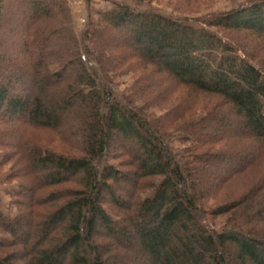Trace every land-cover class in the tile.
Listing matches in <instances>:
<instances>
[{"label": "trees", "instance_id": "obj_1", "mask_svg": "<svg viewBox=\"0 0 264 264\" xmlns=\"http://www.w3.org/2000/svg\"><path fill=\"white\" fill-rule=\"evenodd\" d=\"M260 37L264 0L203 26L117 2L82 34L67 0H0V117L57 139L0 132L31 181L0 264H264V181L230 192L264 153Z\"/></svg>", "mask_w": 264, "mask_h": 264}, {"label": "rangeland", "instance_id": "obj_2", "mask_svg": "<svg viewBox=\"0 0 264 264\" xmlns=\"http://www.w3.org/2000/svg\"><path fill=\"white\" fill-rule=\"evenodd\" d=\"M71 13L74 19L75 30L78 34L84 32L89 20L97 19V12L110 9L114 6V3H124L139 11H156L167 17L186 21L191 25L203 26L205 21L213 19L215 16L237 9L242 5H247L260 0H67ZM10 29V28H8ZM7 31L2 33L3 36H7ZM235 36H240L236 34ZM241 41L249 42L250 39H246L251 36L244 37L241 35ZM259 44L264 47V38H259ZM9 46V44H7ZM264 54H261V59L264 62ZM134 74H129L121 77L117 80V95L120 96L130 89L136 81ZM165 114L164 111L154 109L151 115L154 117H161ZM5 115V114H4ZM4 120L0 123V132H9L13 135L17 134L20 137L31 139L39 145L53 149L57 145V139L51 131L38 130L25 125L16 124L14 121L6 119V115L0 117ZM16 131V132H15ZM171 144L175 150H184L187 147H191V144L180 143L179 133L176 132L171 137ZM12 142V141H11ZM263 153V152H262ZM19 151L13 146H0V211L4 217L9 221L16 220L19 216L24 215L25 218L30 214V206H28L29 200L24 198L23 185L31 188V181L24 180L17 176V169L19 167L16 164L18 161ZM23 165V164H22ZM225 166V164H224ZM264 178V153L260 156L258 161L250 167V169L243 175L236 177L233 184L230 185V192L243 194V191L252 185L253 182L261 181ZM22 193V197L18 196ZM235 195V194H232ZM238 196V197H239ZM32 206V204H31ZM43 209L39 211L42 212ZM109 212L110 209L107 208ZM229 221L226 216H220L213 218L208 216L206 224L217 231H222L227 228ZM18 241H23L26 238L24 233L29 232L28 226L25 224V228L22 229ZM21 232V230H20ZM15 241V238L0 229V247H7ZM21 250L22 247L18 246L17 250ZM15 252L14 250H8L0 248V255H10Z\"/></svg>", "mask_w": 264, "mask_h": 264}]
</instances>
